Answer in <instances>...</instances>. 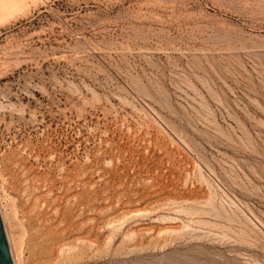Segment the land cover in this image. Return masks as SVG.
I'll list each match as a JSON object with an SVG mask.
<instances>
[{
  "label": "rangeland",
  "instance_id": "374dc122",
  "mask_svg": "<svg viewBox=\"0 0 264 264\" xmlns=\"http://www.w3.org/2000/svg\"><path fill=\"white\" fill-rule=\"evenodd\" d=\"M8 1L0 188L22 264L43 258L20 162L67 213L57 264H264V0Z\"/></svg>",
  "mask_w": 264,
  "mask_h": 264
},
{
  "label": "bare ground",
  "instance_id": "6f19581e",
  "mask_svg": "<svg viewBox=\"0 0 264 264\" xmlns=\"http://www.w3.org/2000/svg\"><path fill=\"white\" fill-rule=\"evenodd\" d=\"M8 3H10L8 0H0V14H8V10H6ZM19 166L23 171L24 192L28 195L25 207L31 237L37 241L41 249L43 264H57L65 254L67 245L63 236L65 227H67V213L61 206L59 196H51V189L45 192L42 190L49 182L46 178L34 173L26 163L20 162ZM10 203L11 199L0 188V214L12 259L14 264H22L24 235L14 232L11 224L16 215L10 208ZM67 256L64 259H67Z\"/></svg>",
  "mask_w": 264,
  "mask_h": 264
},
{
  "label": "water",
  "instance_id": "95a60500",
  "mask_svg": "<svg viewBox=\"0 0 264 264\" xmlns=\"http://www.w3.org/2000/svg\"><path fill=\"white\" fill-rule=\"evenodd\" d=\"M0 264H14L1 214H0Z\"/></svg>",
  "mask_w": 264,
  "mask_h": 264
}]
</instances>
